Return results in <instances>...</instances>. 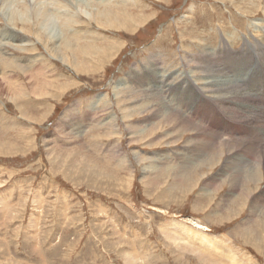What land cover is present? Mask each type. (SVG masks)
I'll list each match as a JSON object with an SVG mask.
<instances>
[{"label":"rangeland","instance_id":"obj_1","mask_svg":"<svg viewBox=\"0 0 264 264\" xmlns=\"http://www.w3.org/2000/svg\"><path fill=\"white\" fill-rule=\"evenodd\" d=\"M252 1L130 0L119 17L138 21L135 30L103 31L79 21L80 36L96 32L100 48L118 47L101 65L78 50L72 62L79 68L54 58L43 36L40 41L21 32L26 26L0 24V32L25 35L37 48L21 51L8 44L5 54L0 51V264H205L203 258L210 264H264V209L254 216L251 211L257 191L264 192V179L248 202L239 193L228 205L229 182L212 177L235 164L234 157H244L247 145H257L254 159L264 155V132L257 129L264 123L256 117L262 109L251 108L263 105L264 79L258 73L250 80L263 89L248 99L250 108L239 100L217 104L210 99L202 105L197 119H205L193 122L197 131L180 128L181 118L193 115L187 111L193 107L190 96L171 92L152 101L147 94L154 83L138 79L159 65L185 73L181 78L190 74L195 89L202 85L197 68L207 52L217 62H224V53L243 50L255 49L261 57L264 0ZM141 14L150 17L147 23H139ZM87 45L97 44L82 42L84 49ZM257 56L248 64L250 75H264L261 65L255 69ZM2 59L12 66L19 62L25 73H12ZM28 59L31 63L24 62ZM176 78L173 91L184 82ZM165 104L175 106L174 112ZM154 109L180 120L150 125ZM207 135L216 137L211 149L224 155L214 168L195 164L197 173L180 178L178 165H193L188 158L178 159L192 151L185 142L193 146ZM159 156H170L172 165L154 168L162 162ZM205 181L217 187L205 192ZM196 221L208 231L198 230Z\"/></svg>","mask_w":264,"mask_h":264},{"label":"bare ground","instance_id":"obj_2","mask_svg":"<svg viewBox=\"0 0 264 264\" xmlns=\"http://www.w3.org/2000/svg\"><path fill=\"white\" fill-rule=\"evenodd\" d=\"M253 1H255V3H256L257 1H260V0H253ZM129 2H130V0H51L50 3L63 4V5L68 6L70 8V12H71L69 14H71L74 17V21H73V24H72V31L70 33H66L65 34V37L68 34H70L69 35L70 39H69V37H66V38L64 37L65 38V42H64L63 45L59 44L58 46H53L48 40L45 39L47 41L46 44L49 45L48 48H49L50 52L52 53V56L54 58L55 57L60 58L63 62H65V64L66 63L72 64L75 67L76 65H75L74 62H72V59L76 60V57L78 56V50H83V54L85 53V51H87L86 52V55L89 56V58L92 57V60L91 61L94 62L96 65L97 64L98 65H101V64H103V62L106 59H108V57H110L112 55H116L117 52H118V47L117 46H111V50L109 49V51L106 50V49H102V48H100L98 46V44L100 42V38L94 37V34L96 32H93L89 36L83 37V36H80V33L78 34V32H80V31H77V26L82 27V25L81 26L79 25L80 24L79 21L80 20H83V21H85L84 23H86L88 25L87 26L85 24L87 27H90L92 25H95V26H97V28H99V29H101L103 31H106L108 29H111L112 30L113 28H115L117 26L120 29H122V28L123 29H125V28L129 29V28H131V31L132 30H135L136 27L139 26L138 21H135L133 18L130 19V20L122 21L120 19V17H119V15L121 14V12H124V9H126V5H129ZM23 3H24V1H23ZM32 3H33V0H28L26 4H32ZM261 4H262L261 2H260V4H258V7L259 8H260V5ZM120 7H122L123 10L119 9ZM236 7L237 8H240V5H237ZM126 12L127 11H125L124 13H126ZM141 18H142V21H140L139 23L142 24V23H147L150 17L144 16V15L141 14ZM22 31L23 32H26L28 34L33 35V37L36 36V37L40 38V41L43 40L42 35H40L39 33L35 32L31 27H26V29L25 28H22L21 29V32ZM1 32H0V51L2 52L1 54H5L6 53L5 50H6V48H8L7 47L8 44L11 47H15V46L17 47L18 46L17 49H19L21 51H23V50H25V51L26 50H29L30 51L31 49H33L32 51H35L34 49L36 47L34 48L33 46H30L31 44L28 43V41H25L24 40L23 37L25 35L24 36H21V34H18L16 37L15 36L12 37V35L8 34L7 31H3L2 32L3 34ZM93 40L95 41V44H97V45H94L93 47H91V46L89 47V45H87V48L84 49V46H82V42H84V41L85 42L86 41L88 42V41H93ZM10 41L12 43H14V44H11ZM73 41L75 42V45H74V42ZM16 42L19 43V45H15ZM46 44H44V45H46ZM217 50H219V49H217ZM248 52H250V54ZM248 52H246V51L243 50L240 53H230V52H227V54L224 53L223 54V58H224L223 60H224V62H222V61L221 62H217L218 60L215 58L214 55L212 56V55L208 54V52L205 53L204 55L206 57L205 58H201L202 60H200V65L197 68L199 72L201 71L200 73H203V76L201 77V79H199V80L202 81V85H200V87L195 88V89H191V88H193V87L196 86L197 83L194 82V79H196V78L193 79V77H192L193 80H191L190 79V77H191L190 74H188V76H186V78H181V77H183V74H185V73H183V74H181V73H171V72H168L166 70H161V68L159 67V65H156V66H153V67H149L147 69L145 68L146 71H147L146 74H145V76L144 75H141L142 77H138V79L141 81V83L144 82V83H148L149 85H150L151 82L154 83L153 84L154 85L153 88H151L152 90H150L151 93L150 94H147L152 99V101H156V99L160 98V96L161 97L164 96V95L167 96L171 92H178V95H182V94L188 95L187 97L190 96V98H191L190 99V102H191V104H192L193 107H192L191 110L188 109L187 111H188V113H191L193 115H192V117H189L188 119L181 118L180 128L182 127V130H190V131L193 130V131H195L196 130V127H195L194 124H196V122H198L199 120L203 122V119H205L204 116H202L201 119H197V116H199L198 114H201V112L203 111L202 105L207 104L210 99H213V100L215 99V101L218 100L219 103H221L220 101H226V102L227 101L228 102L230 101L232 103V102H235V100H237V101L239 100L238 104L239 105L241 104V106L244 108V107H249L250 106L248 99L249 98H253L251 96L255 93V91L259 90L261 92L263 90V89L260 90L258 88V86L254 87L251 84V81L250 80L253 79L252 77L254 75H256V74L259 73V75H257V76L262 77V79H264V75H261L260 72H257L255 74H251V75H250V72L248 73V71H250V70H248V68H253V67H249V65H248L249 63H251V59H252L251 56L255 57V56L258 55V53H257V51L255 49L252 52L251 51H248ZM34 53L35 52H33V54ZM261 55H262L261 57H259L260 55L257 56V63H255L254 65H255V69L258 68L259 65H261L260 68L264 70V53H262ZM258 57H259V59H258ZM38 58H40V56L34 57L32 59V61L33 62H37L39 60ZM30 59H28L27 61H24V62L25 63L26 62L31 63V60ZM193 59H191V60H193ZM159 61H160V59H159ZM88 62H90V60ZM153 62H155V61H153ZM2 63L6 64V67H7L8 70L9 69L10 70L12 69V73L15 72V73L19 74V71H20V73H21V71L24 72V67L19 62H18V64H16V65L13 64V66H12V65H8V59H7V62L2 59ZM40 63L42 64V62H40ZM68 64H66V65H68ZM197 65H198V63H197ZM42 68H43V66H42ZM77 68H79V66ZM141 72H139V73L141 74ZM191 72L193 73V70ZM176 77H178L179 79L180 78L183 79L184 82H183V84H177V88L173 91L175 84H172V81L178 80ZM142 85H144V84H142ZM247 85L248 86H251V88L253 87L252 89H250V92H248L246 90V89H248V86ZM145 88H146V86H145ZM142 90H144V89H142ZM130 93L131 92L129 91V94ZM196 97H198V99ZM43 99H46V98H43ZM176 100H178V99L176 98ZM182 102H183V100H182ZM219 103L217 102V104H219ZM135 104L136 103H134L133 105H135ZM238 104L236 103V105H238ZM157 107H156V109H157ZM162 107H163V105H162ZM166 107L169 109V111L174 112V109L173 108H175V106H173V108H170V105L169 104H165L164 105V109ZM226 107H228V106H226ZM251 108L255 109V113H256V111L259 112V109L260 110L261 109L263 110V111L261 110L260 114H257L256 117H259L258 119H261V122L264 123V102H263V105L262 106H255L254 104H251ZM213 109H215V107ZM140 110H138V111H140ZM238 110L240 111V108ZM182 111H184V110H182ZM243 114H245V113H243ZM165 116L166 117L164 118L163 115L159 111L155 110V112L152 114V117L149 119L148 124L152 125L153 123H155L156 121L161 120V119L167 120V123L170 120H171V122L177 121L176 119L180 120L179 118H175L174 115H169L167 113H166ZM243 116H245V115H243ZM252 117H254V114L252 116L250 115L249 118H252ZM231 119H233V118H231ZM152 120H153V122H151ZM182 121H185V122H182ZM193 122H195V123L193 124ZM239 125H241V124H239ZM253 126L254 125H252V127ZM207 127L209 128V126H207ZM257 129H258L259 133L264 132V126L263 125L260 126V127H257ZM260 139H262V137ZM215 140H216V137L215 136L214 137H208V135H207V137H205L203 139H200V141L197 140V143H195V145H193V146H192V142L191 141H189V142L186 141L185 142V147L188 150L190 149L192 151L189 154L182 153V157H179L178 159L188 158V159H190L192 161L191 163H193V165L192 166H187V164H185L184 162H182V164L180 165V167L178 165V170H179V173H180V178H183L185 176H189L192 173H197V170L198 169H196V167H195L196 165L195 164H201L202 163L201 164L202 166L211 165L213 168L215 167L216 163L218 161H220V159L224 155V153H219L218 151H215V150L211 149L212 148L211 147V143H214ZM262 140H264V139H262ZM223 142H225V141H223ZM187 143H189V145ZM224 144L226 146H230L226 142ZM256 147H257V145L255 147H253L251 145L245 146L243 148V150H241V151H243L244 157L240 158L242 154L239 155V156L234 157V160L237 159V161H238V162H235L233 160V162L237 166L235 164H233V165L230 164V166H228L227 168H224V166H223V169L220 171L221 174H220V176L218 178H215L217 175L216 176H214V175L212 176L213 179H215V180H221L222 182H227V181L229 182L230 192L228 193V201H227V204L228 205H231L230 201L231 202L234 201V198L239 197V193L240 194H243V197H246L247 196L246 197V199H247L246 202H248V200L253 195V192H255L254 189H253V187L254 186L255 187H259L260 184L262 183L263 179H264V155L260 158V160H256V159H254L251 156L253 154V151L256 150ZM138 155H140V154H138ZM230 156H231V154H230ZM160 157H163V156H159L158 158H160ZM169 157L170 156H167V157H164V158H160V160H162L161 164L156 161L154 163V168H157L160 171L162 169L161 168L162 166H166L168 163H169V165H170V163L172 165V161L173 160H171L170 159L171 157L170 158ZM216 158H217V160H216ZM125 159H126V157H125ZM169 160H170V162H169ZM182 160H184V159H182ZM200 167L201 166L198 165V168H200ZM154 168L150 166V169H154ZM201 176L202 177H205L206 174H202ZM198 181H200V180H198ZM203 184H204L203 187H204V191L205 192H207V190H212V189H214V188L217 187V184H213V183H210L209 184V183H207V181H205V183H203ZM198 185H199V183H197L195 186H198ZM257 192H258L257 193L258 196H256V199H254V201L252 202L253 206L251 207L252 208L251 211H252V215L253 216L256 215L257 213L259 214V211L261 209H264V192H261V193H260V191H257ZM240 204H241V201L239 202V206H240ZM241 209H243V208H241ZM201 224L202 223H199L198 221H196V225L198 226L197 229L198 230H202L204 232L205 231H208L207 227L206 226H203ZM176 227H178V226H176ZM168 234H169V232L167 233V236H170ZM194 234H196V233H194ZM181 236H183V234H181V233L178 232L177 233V237H180L181 238ZM181 239H183L185 241H187V239L189 240V238H184V237H182ZM249 239H250V236H249ZM187 242H189L190 245H192V243H193V242H190V241H187ZM217 246H216V248H217ZM182 249L183 250H187L186 248H182ZM201 259H202V257H201ZM203 260H204V263L205 264H210V262H211L209 259L203 258ZM234 260H233V262H234ZM229 261H231V259ZM236 263H237V261H236Z\"/></svg>","mask_w":264,"mask_h":264},{"label":"clouds","instance_id":"obj_3","mask_svg":"<svg viewBox=\"0 0 264 264\" xmlns=\"http://www.w3.org/2000/svg\"><path fill=\"white\" fill-rule=\"evenodd\" d=\"M70 8L49 0H33L32 4L22 0H0V24L31 27L53 46H58L66 33L72 31L74 17Z\"/></svg>","mask_w":264,"mask_h":264}]
</instances>
